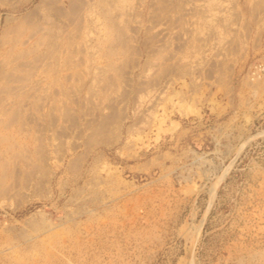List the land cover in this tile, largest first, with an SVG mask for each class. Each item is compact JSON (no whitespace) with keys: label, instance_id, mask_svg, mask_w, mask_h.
Segmentation results:
<instances>
[{"label":"rangeland","instance_id":"rangeland-1","mask_svg":"<svg viewBox=\"0 0 264 264\" xmlns=\"http://www.w3.org/2000/svg\"><path fill=\"white\" fill-rule=\"evenodd\" d=\"M0 264H264V0H0Z\"/></svg>","mask_w":264,"mask_h":264}]
</instances>
